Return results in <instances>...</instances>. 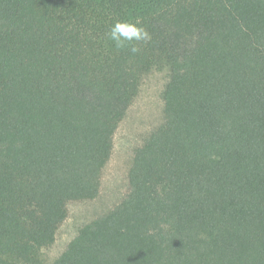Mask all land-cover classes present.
<instances>
[{
  "label": "trees",
  "instance_id": "trees-1",
  "mask_svg": "<svg viewBox=\"0 0 264 264\" xmlns=\"http://www.w3.org/2000/svg\"><path fill=\"white\" fill-rule=\"evenodd\" d=\"M136 19L151 41L117 49ZM153 72L127 194L49 263ZM0 264H264V0H0Z\"/></svg>",
  "mask_w": 264,
  "mask_h": 264
},
{
  "label": "rangeland",
  "instance_id": "rangeland-1",
  "mask_svg": "<svg viewBox=\"0 0 264 264\" xmlns=\"http://www.w3.org/2000/svg\"><path fill=\"white\" fill-rule=\"evenodd\" d=\"M166 82V72H153L144 78L137 97L114 134L112 155L103 172L98 197L69 205L55 243L46 252L49 263L64 250L82 225L106 214L127 194V172L132 153L162 122L161 94Z\"/></svg>",
  "mask_w": 264,
  "mask_h": 264
},
{
  "label": "clouds",
  "instance_id": "clouds-1",
  "mask_svg": "<svg viewBox=\"0 0 264 264\" xmlns=\"http://www.w3.org/2000/svg\"><path fill=\"white\" fill-rule=\"evenodd\" d=\"M106 38L112 41L117 49L127 48L132 54L140 51V43L151 41L150 32L140 23L139 19L117 20L106 33Z\"/></svg>",
  "mask_w": 264,
  "mask_h": 264
}]
</instances>
